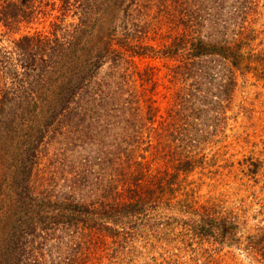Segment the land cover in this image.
<instances>
[{
  "label": "trees",
  "instance_id": "1",
  "mask_svg": "<svg viewBox=\"0 0 264 264\" xmlns=\"http://www.w3.org/2000/svg\"><path fill=\"white\" fill-rule=\"evenodd\" d=\"M109 1L0 0V264H43L52 239L64 264L147 247L198 264L223 246L264 264V174L235 203L190 180L239 74L264 82L260 0H132L110 26ZM157 3L164 38L137 16ZM136 58H162L169 86Z\"/></svg>",
  "mask_w": 264,
  "mask_h": 264
},
{
  "label": "rangeland",
  "instance_id": "2",
  "mask_svg": "<svg viewBox=\"0 0 264 264\" xmlns=\"http://www.w3.org/2000/svg\"><path fill=\"white\" fill-rule=\"evenodd\" d=\"M131 1H109L111 4L109 18H107L109 26L114 24L116 19L121 18L123 10L127 6L134 8ZM194 1L195 3L189 2L190 6L193 4L194 7L195 5L199 7H205L207 4L216 5L205 0ZM159 7L160 3H157L156 7H152V13L147 17L143 13L137 16L149 21L150 24L155 23L157 26H162L163 33L158 37L164 38L170 26L161 24ZM259 8L262 12L259 23L261 26V23L264 24V0H260ZM18 37L19 34L12 36V38ZM150 43L154 42L150 41ZM156 43H159V39ZM136 60L142 67L147 64L157 66L159 76L164 80L163 86H169L166 77L168 69L162 58H136ZM104 71L105 69L101 71L100 77L104 75ZM163 86H161V90L162 93H165L166 89ZM160 101L161 112H163L167 107L168 100L161 98ZM224 111V114L222 112L211 113L206 121L205 130L208 139L204 147L205 153L208 155V166L205 169H198L190 177V180H196V185H201L199 194L203 196V199L225 195L230 202L235 203L254 192L258 194L261 189V182L258 180L264 174V82L253 74L244 76L239 74L234 99ZM56 140L48 148V159L50 158L48 163L52 161L49 163L50 166H60V146ZM44 253L43 264H64L67 258L72 256V251L66 246L65 240L60 241L59 239H52L44 248ZM212 255L213 259L203 258L198 264H209V260H212L213 264H253L247 255L236 246L215 248ZM101 260L103 259H92L84 264H170L164 263L160 255L149 247L139 248V251L135 252L133 256H127L123 260H108L106 258L103 262Z\"/></svg>",
  "mask_w": 264,
  "mask_h": 264
}]
</instances>
